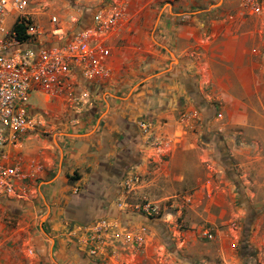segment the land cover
I'll list each match as a JSON object with an SVG mask.
<instances>
[{
    "label": "crops",
    "instance_id": "1",
    "mask_svg": "<svg viewBox=\"0 0 264 264\" xmlns=\"http://www.w3.org/2000/svg\"><path fill=\"white\" fill-rule=\"evenodd\" d=\"M121 1L102 77L74 69L52 94L28 93L43 103H26L31 130L6 146L25 176L13 195L0 194V264H165L150 256L158 222L117 203L125 176L138 173L149 199L151 188L166 198L171 184L191 186L185 198L205 201V210L234 203L236 183L264 177V0L258 11L245 0ZM214 106L248 127L245 143L196 144L195 118ZM140 120L151 123L157 148ZM100 218L112 225L92 255L87 234L71 229Z\"/></svg>",
    "mask_w": 264,
    "mask_h": 264
},
{
    "label": "built area",
    "instance_id": "2",
    "mask_svg": "<svg viewBox=\"0 0 264 264\" xmlns=\"http://www.w3.org/2000/svg\"><path fill=\"white\" fill-rule=\"evenodd\" d=\"M56 1L61 3L60 14L53 9ZM100 1L0 0V194H12L15 180L25 176L10 162L6 146L31 130L25 112L29 91L37 86L52 94L59 89L60 78L72 75L74 69L88 79L104 75L102 62L109 54L104 41L123 14V2L109 0L105 7L93 4ZM245 1L254 11L259 10L256 0ZM43 10H47L46 24L39 20ZM86 17L89 21L79 25ZM15 25L22 26L21 33H17ZM85 96L84 92L79 95L81 100ZM137 125L151 146L161 144L151 123L140 120ZM138 179V173L132 172L121 183L131 188ZM142 208L146 210L149 205L142 204ZM111 225L100 218L76 224L71 233H86L91 241L89 253L94 255ZM133 240L139 245L142 237L136 234Z\"/></svg>",
    "mask_w": 264,
    "mask_h": 264
},
{
    "label": "rangeland",
    "instance_id": "3",
    "mask_svg": "<svg viewBox=\"0 0 264 264\" xmlns=\"http://www.w3.org/2000/svg\"><path fill=\"white\" fill-rule=\"evenodd\" d=\"M59 2L56 1L53 8L58 14L62 12ZM39 20L47 23V10H43ZM42 100L40 93L33 92L28 95L26 103L40 107ZM217 107L214 106L210 116L204 115L202 122L199 116L195 118V125L199 126L196 144L203 149L210 144L237 146L245 143L241 130L248 127L244 123L226 121ZM258 144L263 145L261 142ZM228 172L231 174L232 170ZM140 181L139 176L131 188L121 185L123 197L117 203L146 215L149 221L158 222L154 226V250L150 256L165 260V264H264V177L255 179L256 183L252 184L236 183L234 203L222 202L217 208L210 206L206 210L203 209L205 201L200 203L192 196L185 198V190H190L191 186L179 189V186L171 184L165 190L170 189L175 195L166 198L160 197L161 188H151L156 192L154 198L149 199L140 191ZM145 203L149 205L146 210L142 208ZM0 204L5 205L4 202ZM141 228L149 230L144 224ZM143 243L142 237L139 247ZM121 251L126 252L127 249Z\"/></svg>",
    "mask_w": 264,
    "mask_h": 264
},
{
    "label": "trees",
    "instance_id": "4",
    "mask_svg": "<svg viewBox=\"0 0 264 264\" xmlns=\"http://www.w3.org/2000/svg\"><path fill=\"white\" fill-rule=\"evenodd\" d=\"M14 28L16 29L18 34L21 33V31H22V26L21 25H15Z\"/></svg>",
    "mask_w": 264,
    "mask_h": 264
}]
</instances>
